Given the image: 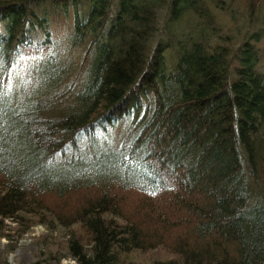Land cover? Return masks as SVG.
<instances>
[{"label":"trees","instance_id":"16d2710c","mask_svg":"<svg viewBox=\"0 0 264 264\" xmlns=\"http://www.w3.org/2000/svg\"><path fill=\"white\" fill-rule=\"evenodd\" d=\"M207 6L0 0V230L64 229L24 264H264V71ZM47 13L69 17L66 42ZM184 13L200 32L174 27Z\"/></svg>","mask_w":264,"mask_h":264},{"label":"rangeland","instance_id":"374dc122","mask_svg":"<svg viewBox=\"0 0 264 264\" xmlns=\"http://www.w3.org/2000/svg\"><path fill=\"white\" fill-rule=\"evenodd\" d=\"M205 4L208 5L209 11L216 15L217 19V29L220 30V34L223 38L227 39L228 44L238 46L241 40L247 39L251 42L253 48L257 51L258 55V67L260 70L264 71V0H205ZM51 7V5H49ZM163 9V8H162ZM189 13V12H188ZM167 12L163 9V12L159 13L158 20L156 22V34H160L163 29L167 26V21L165 18ZM185 15V16H184ZM181 20H179L175 28H178L181 31L189 29V33H194L195 30L200 32L201 25L198 23L197 19L191 18L192 15L184 13ZM49 18V24L47 27H50L49 36L52 39H56L59 42H66L68 40V34L70 30L72 31L71 22H69V17L63 15H56L47 13ZM198 27V28H197ZM197 28V29H196ZM189 33H183L182 37L189 38ZM205 39L208 40L210 45L215 42V35L211 33V29L208 28V31H203ZM53 41V40H52ZM88 39L78 43L73 47L70 52L75 54L78 57L82 56L83 51L85 52V45ZM155 40L151 41V46H154ZM173 51L172 47L166 48L167 62L171 65L174 60L173 56L170 55V60L168 53L170 54ZM34 64H28L27 66L31 68L32 72H36ZM24 157V156H23ZM112 164V163H111ZM115 175L123 177L122 170L114 171ZM75 178V179H74ZM72 181L77 179V176H74ZM94 178V182H100L103 179L97 176V171L88 170L84 168L79 174L78 179L89 181ZM3 230H0V255L3 258H6L10 264H24L35 260L36 258L42 257V251L47 248L41 249V237L37 238L39 235L46 234L48 235L46 239L51 236L52 239L57 240L64 235V229L60 227H54L52 231H46L45 227L42 225H33L28 232L22 236H14L11 232L12 223L8 220L3 222ZM10 237L11 242H7L5 236ZM12 238V239H11ZM47 242V241H46ZM14 245L13 251H7V245ZM60 264H76L69 257H62L60 259Z\"/></svg>","mask_w":264,"mask_h":264}]
</instances>
